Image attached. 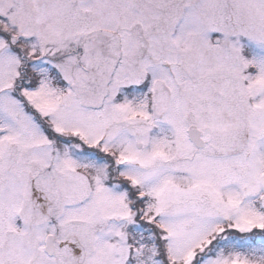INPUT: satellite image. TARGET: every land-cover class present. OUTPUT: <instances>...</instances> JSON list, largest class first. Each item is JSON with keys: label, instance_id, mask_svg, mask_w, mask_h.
I'll use <instances>...</instances> for the list:
<instances>
[{"label": "snow or ice", "instance_id": "obj_1", "mask_svg": "<svg viewBox=\"0 0 264 264\" xmlns=\"http://www.w3.org/2000/svg\"><path fill=\"white\" fill-rule=\"evenodd\" d=\"M0 264H264V0H0Z\"/></svg>", "mask_w": 264, "mask_h": 264}]
</instances>
